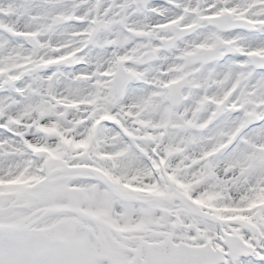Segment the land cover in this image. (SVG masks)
I'll use <instances>...</instances> for the list:
<instances>
[{
    "label": "snow or ice",
    "instance_id": "snow-or-ice-1",
    "mask_svg": "<svg viewBox=\"0 0 264 264\" xmlns=\"http://www.w3.org/2000/svg\"><path fill=\"white\" fill-rule=\"evenodd\" d=\"M0 264H264V0H0Z\"/></svg>",
    "mask_w": 264,
    "mask_h": 264
}]
</instances>
